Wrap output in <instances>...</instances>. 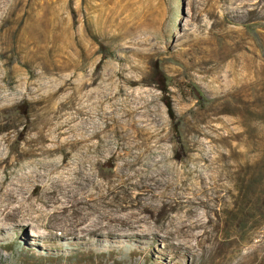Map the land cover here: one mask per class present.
<instances>
[{"label": "rangeland", "instance_id": "obj_1", "mask_svg": "<svg viewBox=\"0 0 264 264\" xmlns=\"http://www.w3.org/2000/svg\"><path fill=\"white\" fill-rule=\"evenodd\" d=\"M157 145L183 194L207 174L191 217L211 219L210 243L68 230L77 164L115 206ZM12 184L0 264H264V0H0V196Z\"/></svg>", "mask_w": 264, "mask_h": 264}, {"label": "bare ground", "instance_id": "obj_2", "mask_svg": "<svg viewBox=\"0 0 264 264\" xmlns=\"http://www.w3.org/2000/svg\"><path fill=\"white\" fill-rule=\"evenodd\" d=\"M76 143L70 144L75 146ZM101 148L102 143L99 142L84 144L83 152L87 155L90 152L96 153ZM157 148L159 150L158 155L150 158L138 168L144 173L142 178L134 182L137 190H126L128 199L115 206L112 205L110 200L106 199L109 191L97 192L98 187L95 181L100 177L99 173L92 167L88 171H84V166L77 164L76 175L72 180L70 179V182L66 183L68 188L65 190V205L62 209V211H72L75 214L76 220L74 223L73 221L70 222L68 230L81 229L87 231V233H93L101 230L109 232L125 229L129 230V236L145 237L153 229L155 231L156 228L157 230L164 229L166 233L178 235L181 239L177 247L190 253L204 247L205 242L210 243L211 232L208 229V223L211 219L204 220L202 216L191 217L197 205L207 206L205 199L196 195L198 190L199 192L203 191L202 182H204L207 174L202 171L196 175L199 183L197 192L192 190L190 194H183L186 191V186L178 182L184 178L183 171H179L172 164L161 163L163 160L161 152L164 146L157 145ZM122 167L125 168L124 165ZM20 191L21 186L12 184L6 192L2 193L0 199H14L16 197L15 193ZM47 193L51 195L49 200L55 197L54 190L49 189ZM178 205L186 207L185 214L171 216L169 221L164 223L162 216L165 215L168 209L173 206L178 207ZM20 209L21 206L16 205V207L6 210L5 215L2 219L0 218V229L5 226L6 218L19 216ZM24 220L26 219L20 216V223H23ZM86 220H88L87 224L77 227ZM37 221L32 218L31 222L27 223L38 228L39 223ZM155 224H158L156 228L154 227ZM38 229H32L37 232H32V234L41 235V230L38 231Z\"/></svg>", "mask_w": 264, "mask_h": 264}]
</instances>
